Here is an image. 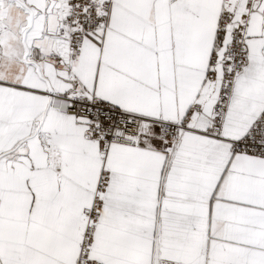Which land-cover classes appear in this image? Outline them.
<instances>
[{
  "label": "snow or ice",
  "instance_id": "1",
  "mask_svg": "<svg viewBox=\"0 0 264 264\" xmlns=\"http://www.w3.org/2000/svg\"><path fill=\"white\" fill-rule=\"evenodd\" d=\"M0 264H264V0H0Z\"/></svg>",
  "mask_w": 264,
  "mask_h": 264
}]
</instances>
